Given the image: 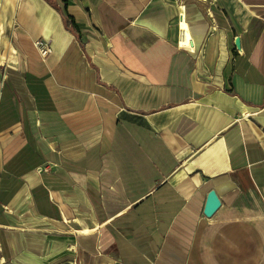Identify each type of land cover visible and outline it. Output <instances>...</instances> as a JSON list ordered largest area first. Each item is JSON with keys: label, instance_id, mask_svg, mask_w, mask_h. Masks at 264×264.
Here are the masks:
<instances>
[{"label": "crops", "instance_id": "obj_1", "mask_svg": "<svg viewBox=\"0 0 264 264\" xmlns=\"http://www.w3.org/2000/svg\"><path fill=\"white\" fill-rule=\"evenodd\" d=\"M0 24V264H264V0H0Z\"/></svg>", "mask_w": 264, "mask_h": 264}, {"label": "water", "instance_id": "obj_2", "mask_svg": "<svg viewBox=\"0 0 264 264\" xmlns=\"http://www.w3.org/2000/svg\"><path fill=\"white\" fill-rule=\"evenodd\" d=\"M235 45L239 47V39L235 40ZM221 205V200L214 189H210L207 192L205 204L203 207V214L206 217H210Z\"/></svg>", "mask_w": 264, "mask_h": 264}, {"label": "built area", "instance_id": "obj_3", "mask_svg": "<svg viewBox=\"0 0 264 264\" xmlns=\"http://www.w3.org/2000/svg\"><path fill=\"white\" fill-rule=\"evenodd\" d=\"M182 16V15H181ZM35 46L39 49L41 55H46L50 51L48 42L46 41H35Z\"/></svg>", "mask_w": 264, "mask_h": 264}, {"label": "rangeland", "instance_id": "obj_4", "mask_svg": "<svg viewBox=\"0 0 264 264\" xmlns=\"http://www.w3.org/2000/svg\"><path fill=\"white\" fill-rule=\"evenodd\" d=\"M3 31H4V26H3V24H0V47H1V39H2V34H3ZM7 56L8 55H6V51H2V50H0V60H4V59H6L7 58Z\"/></svg>", "mask_w": 264, "mask_h": 264}]
</instances>
